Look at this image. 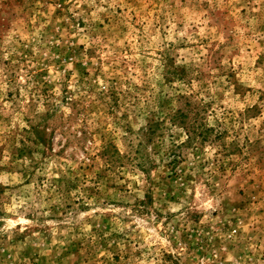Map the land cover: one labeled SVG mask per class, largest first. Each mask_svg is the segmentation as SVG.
Returning <instances> with one entry per match:
<instances>
[{
  "label": "clouds",
  "instance_id": "obj_1",
  "mask_svg": "<svg viewBox=\"0 0 264 264\" xmlns=\"http://www.w3.org/2000/svg\"><path fill=\"white\" fill-rule=\"evenodd\" d=\"M31 5L0 38V264H264V0Z\"/></svg>",
  "mask_w": 264,
  "mask_h": 264
},
{
  "label": "rangeland",
  "instance_id": "obj_2",
  "mask_svg": "<svg viewBox=\"0 0 264 264\" xmlns=\"http://www.w3.org/2000/svg\"><path fill=\"white\" fill-rule=\"evenodd\" d=\"M31 0H0V38L3 37V35L12 29L13 27H22L24 23L26 22V16L25 14L28 13L29 8H31ZM59 14V13H57ZM83 26V25H81ZM79 68L80 66L77 65ZM81 71H83L81 69ZM43 75V74H40ZM190 107V106H189ZM176 119H179L181 123L185 122L187 119L186 116L182 113H178ZM153 131H155V126H153ZM212 130H204L201 131L199 134L204 138L207 139L211 135ZM227 133L217 134L214 138L213 142L216 141H223L224 137H226ZM247 144V141H246ZM249 154L256 157V165L258 168L264 169V146L261 145L259 140L254 141L251 144L247 145ZM23 154V152L21 153ZM241 154V148L239 145H237L235 142H233L231 145L227 146L225 149V156H232L237 157ZM179 163L178 160L173 159L171 162L170 167H172L173 172L172 175L168 178L169 180L176 179V173H175V165ZM220 171L223 173L225 171V165L220 166ZM255 193H253L254 195ZM173 198V197H169ZM248 201V194L245 192H240L236 201L234 203H225L224 206V215H231L233 217L232 224L234 225L236 223V216L237 214L244 209L245 205ZM144 204L146 207L150 206L152 204V197L149 194L146 197V200L144 202H140ZM213 215H216V213H213ZM194 222L199 221L198 216L192 217ZM216 227L222 231L229 230V224L227 221L223 220V216L221 217V223L217 224ZM20 239H23V237H20ZM81 248V245L79 242H74L72 245L68 246L67 251L64 253V257L69 258V260L72 258L73 254H78L79 250ZM31 249H28L21 253V259H24L25 257H28L30 255ZM64 257L60 258L61 260L64 259ZM118 259V257H116ZM58 264H60V261L58 260Z\"/></svg>",
  "mask_w": 264,
  "mask_h": 264
}]
</instances>
